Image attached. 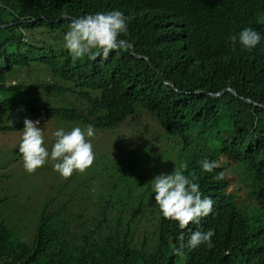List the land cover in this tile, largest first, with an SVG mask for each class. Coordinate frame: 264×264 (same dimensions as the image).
Segmentation results:
<instances>
[{
    "label": "trees",
    "instance_id": "trees-1",
    "mask_svg": "<svg viewBox=\"0 0 264 264\" xmlns=\"http://www.w3.org/2000/svg\"><path fill=\"white\" fill-rule=\"evenodd\" d=\"M114 10L128 18L124 45L107 59L74 61L63 40L71 20ZM244 28L261 41L252 51L238 43L233 50L229 37ZM44 70L49 82L38 80ZM18 71L23 80L7 82ZM0 77V133L20 130L15 154L24 120L37 116L42 124L109 130L121 146L85 174L45 185L37 217L6 211L12 218L0 219V264H264V107L210 95L231 86L264 106V0H0ZM9 116L14 123L5 122ZM121 127L140 134L124 138ZM95 142L99 150L112 145ZM166 159L169 171L184 160V174L214 201L193 227L213 230L214 247L190 249L197 230L180 231L147 201ZM204 160L218 166L204 172ZM126 181L142 192L134 196ZM159 233L170 246L154 242Z\"/></svg>",
    "mask_w": 264,
    "mask_h": 264
},
{
    "label": "clouds",
    "instance_id": "clouds-1",
    "mask_svg": "<svg viewBox=\"0 0 264 264\" xmlns=\"http://www.w3.org/2000/svg\"><path fill=\"white\" fill-rule=\"evenodd\" d=\"M11 25L13 23L3 27L7 28ZM127 34L128 18L122 11L98 12L71 20L69 31L63 37L64 47L74 61L85 57L95 60L98 55L107 59L112 52L119 50L124 45L125 40L121 37ZM229 39L233 50L238 43L242 50L252 51L260 43L261 35L252 28H244L238 35H231ZM23 40L25 41L24 37ZM141 58L146 59L143 56ZM165 84L177 91L171 82L165 81ZM180 93L182 94L183 90ZM194 93L203 94L204 92L198 88ZM224 93H231L254 106L264 107L262 104L256 103V100L250 96H238L231 86L210 95L218 98ZM185 94L189 95L191 91L187 89ZM23 123V134L18 150L23 160L24 170L28 174H35L49 159L54 162L53 170L64 180L70 179L74 173L85 174L93 165L95 154L89 139L95 135L92 125H87L85 129L79 126L73 127L67 132L63 128L56 130L53 133L56 139L49 152L45 147L44 131L39 127V121L33 122L26 118ZM165 133L178 149L180 145L177 137ZM9 141L11 142L12 138ZM176 154H180V152ZM217 166L214 161L209 160H204L201 165L202 170L207 173H211ZM187 167L189 168V165L182 160L180 169L172 167L169 171L168 168L163 170L159 168L150 182L153 186L152 195L154 194V198L152 196L150 198L155 199V204L160 210L157 212L160 216H163L167 221L177 223L180 231L189 228L197 230L192 232L188 240L187 246L190 249L195 250L200 246L210 249L214 247L212 241L214 231L211 229L204 231L201 228L193 227L212 214L214 201L199 189L200 186L195 182V177L184 174ZM261 197L260 200L264 202V192ZM180 236L181 238L186 237V233H180ZM160 237L163 245L170 246L169 241L164 235L160 236V233L153 239L154 242L156 243Z\"/></svg>",
    "mask_w": 264,
    "mask_h": 264
},
{
    "label": "rangeland",
    "instance_id": "rangeland-1",
    "mask_svg": "<svg viewBox=\"0 0 264 264\" xmlns=\"http://www.w3.org/2000/svg\"><path fill=\"white\" fill-rule=\"evenodd\" d=\"M15 72V71H14ZM25 72V71H24ZM47 71H41V74L37 78L39 81L49 82L50 78L48 77H42L46 76ZM22 71H18L10 75L6 78L7 82H12V84L16 83V81L23 80L20 78ZM36 78L33 74V77L31 79ZM0 81H2V78L0 77ZM29 82V81H28ZM35 82H38L35 80ZM32 84V83H30ZM43 117L37 116V118L33 121H39V127L44 131V140H45V147L48 148L49 152L51 151V146L55 142V137L53 133L63 128L66 132L70 131L73 127H81L82 129L86 128V124L82 121L79 122H57L56 120H52L50 118H45L47 121H43V124L41 122ZM65 121V120H64ZM7 124L14 123L13 117L9 116L6 118L5 121ZM4 122V123H5ZM146 121H142L140 123V127H143ZM5 123V124H6ZM49 124V125H48ZM134 127V125H133ZM136 127V124H135ZM152 127H155V124H152ZM123 128V133L119 128H115L119 131L120 136L124 138L132 137L135 133V135L140 134V131L131 130L128 127H121ZM15 139V145L17 148V143L20 139V130L18 131H10L0 134V139L3 141V146L0 147V210H3L5 213H0V219L5 220V218H12L9 214L6 213V211L18 208L19 214H22L24 210H29V212L33 213L32 217H37L38 214H40V209L44 203L45 200V194L48 192V189L45 185H54L62 182L64 179L60 177V175L53 170V163L50 159L49 161L40 169L36 171L35 174H28L23 167V160L21 155L15 154V148H14V142H10L9 138ZM90 142L93 145V152L95 154V159L99 158H109L113 155H118L121 152V146H120V137L113 134L109 130H95V135L92 138H89ZM95 140H105L112 143V145L107 146L108 150H99L98 148H95ZM10 142V143H9ZM99 146H102L103 144L101 142L97 143ZM136 156V155H135ZM20 160V161H19ZM173 163L172 161L166 159L162 161L161 167L166 168L168 164ZM92 167V166H91ZM42 171V173H41ZM101 175L103 173L100 172ZM24 179V180H23ZM128 186L127 188L134 189L132 191V194L135 196L138 193H141L142 190H136L135 192V186L130 185L128 181H126ZM146 194V197H151L150 194ZM238 199H240L243 196V190L241 188L237 191ZM91 197V196H90ZM152 198H154V194L152 195ZM153 201L156 208H153L156 211H159L158 206L155 204V199H147V201ZM79 202V200L77 201ZM83 205L85 206V202H83ZM145 207L151 209V205L149 206L147 202L144 204ZM89 210V208H87ZM38 212V214H37ZM21 222V221H19ZM20 224L19 226H14L12 232L14 231H20Z\"/></svg>",
    "mask_w": 264,
    "mask_h": 264
},
{
    "label": "crops",
    "instance_id": "crops-1",
    "mask_svg": "<svg viewBox=\"0 0 264 264\" xmlns=\"http://www.w3.org/2000/svg\"><path fill=\"white\" fill-rule=\"evenodd\" d=\"M10 138H11V137H10ZM10 138H9V139H10ZM3 141H4V140L0 139V146H3Z\"/></svg>",
    "mask_w": 264,
    "mask_h": 264
}]
</instances>
